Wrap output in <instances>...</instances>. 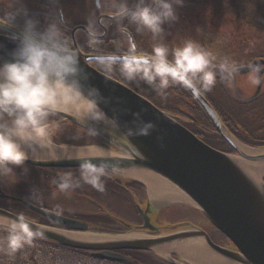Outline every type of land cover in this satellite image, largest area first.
<instances>
[{"label":"clouds","instance_id":"obj_1","mask_svg":"<svg viewBox=\"0 0 264 264\" xmlns=\"http://www.w3.org/2000/svg\"><path fill=\"white\" fill-rule=\"evenodd\" d=\"M21 0H8L11 8ZM184 0H135L133 5L128 0H111L110 13L118 22V31L124 38L117 44V51L102 50L100 35L95 20L88 25L89 47L92 54L87 59L88 65L95 66L101 73L118 71L128 81H143L163 96L171 85H180L193 93L199 94L211 90L216 84L217 75L231 78L238 71V65L229 59H219L200 42L186 38L182 43L169 47L157 42L150 51L139 48L128 25H134L139 34H150L154 41L163 38L165 23L177 21V6ZM19 33L11 34L17 41V47L11 53L12 59L0 63V181L5 179L16 182V166H24L29 159V152L24 145L40 143L45 145L51 139L49 118L57 113L71 111L80 122L89 137L99 135L95 126L120 128L119 115L114 112L110 117L101 105H107L110 98L96 86L85 91L81 77L87 78L80 64L79 49L72 46L59 21L53 20L45 30L37 28L38 21L27 16ZM16 13L8 12L4 23L13 24ZM123 49V50H120ZM249 72L253 84L259 83V74L264 67L250 64ZM86 107H81L82 102ZM134 126H129L123 133L132 136H148L156 124L145 121L140 112L133 113ZM83 125H90L83 127ZM60 128L59 125L56 126ZM80 131L78 129V135ZM97 145L78 146L75 154L58 155L52 159H77L79 179L91 185L97 191H105L104 178L109 174L104 163H94L96 158L91 151ZM86 149L80 152L79 149ZM25 173L27 168L24 169ZM116 171L115 168L112 169ZM51 183L63 193L79 186L74 182L72 173L58 174ZM0 254L15 257L26 246H33L36 241L46 239L47 230L28 218L23 213L13 218L0 219Z\"/></svg>","mask_w":264,"mask_h":264},{"label":"water","instance_id":"obj_2","mask_svg":"<svg viewBox=\"0 0 264 264\" xmlns=\"http://www.w3.org/2000/svg\"><path fill=\"white\" fill-rule=\"evenodd\" d=\"M105 17L116 19L111 15ZM0 25L13 33L20 32L19 28L12 25L3 22H0ZM16 47L17 41L13 40L11 35L0 33V63L12 59L11 53ZM76 49L80 51V64L87 74L86 79L81 77L82 87L85 91L90 86L98 87L110 98V102L101 107L108 116L111 117L115 112L120 118V128H116L119 136L95 126L100 130L97 136L104 140L103 146L118 148L121 153L93 152L96 156L92 158L93 162L104 163L108 170L115 168L116 172L128 175H151L159 178L173 187L180 196L190 200L203 216L231 241L235 249L216 243L209 233L199 226H188L170 233L146 237L106 238L82 234L71 230H87L89 226L83 221L68 218L38 207L23 198L8 195L2 190L1 184L0 196L19 201L33 212L70 229L36 222L47 230L44 240L70 248L90 250L95 257L130 261V257L117 251L123 249L161 251L163 246L171 247L181 244L186 239H195L196 245L200 243L237 264H264V179L255 176L245 165L247 162L249 164L263 162L264 152L244 153L243 150L249 147L227 128L201 92L196 94L191 91L235 153H228L209 145L145 96L110 75L101 73L93 65H88L86 61L92 53L82 51L78 44ZM251 64L264 67V59L254 60ZM248 72L249 65L239 67L235 74ZM263 74L264 72L259 74L257 90L248 99L259 94L263 85ZM135 112H140L145 121L150 120L156 124L150 135L129 138L123 133L127 127L134 126ZM57 114L81 125L70 112ZM88 126L90 125H83L85 128ZM24 147L29 152V159L25 163L39 167L79 168L80 161L77 159H52L56 155L63 157L69 153L75 154L69 147L48 143L45 145L32 143ZM148 214L142 211L143 227L158 232L157 226L151 222ZM15 216L16 213L0 207V219Z\"/></svg>","mask_w":264,"mask_h":264},{"label":"rangeland","instance_id":"obj_3","mask_svg":"<svg viewBox=\"0 0 264 264\" xmlns=\"http://www.w3.org/2000/svg\"><path fill=\"white\" fill-rule=\"evenodd\" d=\"M101 3L102 7L101 9H98L96 7L95 0H56L55 7L56 11H58V9L61 7L63 8V6L66 7V9L64 10V16L70 24L73 25L78 22H84L89 25V22L95 20L101 10H107L110 13L112 12L113 9L111 8V0H101ZM128 3L130 5H133L135 3V0L128 1ZM0 5L5 6L10 11H47L46 8H42L39 3H35L32 0H21L20 3L15 4L11 8L8 7V0H0ZM176 11L179 19L171 23H165V33L163 38H168L167 35H172V37L177 38L178 33H182V40H185L186 38L195 39L200 42L205 48L217 55L218 58L219 56L224 55L222 59L227 58L231 62H235L236 59L233 60V58H235L237 54H240L239 56L241 63H235L238 66L247 65V56H249V54L257 49V45L261 43V36L263 35L257 34L251 29L245 27L241 22L231 20L228 15L224 13L221 7H219L212 1H208L206 4H200L196 0H184L182 6H177ZM132 26L135 28L134 25ZM136 35L139 38H141L142 35V37L148 40L149 43L161 42L163 39L162 38L158 41H154L151 38L150 34L147 33H136ZM258 35H260V37H258ZM119 38H122L124 40V38L121 37L120 34ZM255 75V73L248 72L246 74H238L236 76V87L241 95L250 96L255 92L257 83L253 84L250 79V76ZM232 84V80L231 78H229V81L227 82V89L231 95V98H233V100L235 101H238L235 97ZM261 94L262 95L260 96V98L264 96V85ZM188 100L190 101V99ZM80 106L83 108L86 107V104L82 102ZM244 109L249 114L250 112H253V117L249 121V125L252 126L255 122H259L260 124H262L260 127V134H263L264 102L259 104L258 106L256 105V107L252 106ZM67 112L72 113L71 111ZM259 112H263V116L259 114ZM98 126L104 128L103 124H98ZM106 129L109 130L114 128ZM25 168H27L26 173L24 170ZM15 174L18 179L14 183L10 182L7 179H5L4 181H0L3 185L5 193L12 196L25 198L26 200H29L38 205H46L52 210L63 212V214L67 216L78 217L80 219H94L95 225L91 228L93 230L109 229L108 224H114L113 222H110L111 220L116 222L121 218L130 220H137L138 218V220L140 219L139 221H141V216H138V212H136L134 208V197L135 200L139 202V204H143V202H141V197L138 196L137 200L135 194H126L120 189L121 187H118L114 183L115 177H118L117 179L119 180L121 185H125V182L131 180L130 175L126 176L122 174H113L115 176H113V179L108 178L106 182L104 181L105 191L103 192L97 191L91 185H84L85 187L79 185L73 190L71 189L72 191L70 190L67 193H60L59 191L54 190L52 183L48 180L51 178L49 173L36 170L33 169V167L24 165L16 166ZM262 175H264V173ZM145 180L146 183L151 182L148 177H146ZM114 184L115 186H113ZM79 187H81L83 190L78 191ZM86 187H88L89 190L86 189ZM147 187L146 197L144 195H141L147 198L142 205L145 208L150 205L147 200L152 202L150 197L149 184L147 185ZM154 214L155 212L151 216H153ZM198 214L199 212H196V209L191 205H172L170 206V208H168V210H166V212H163L161 215L155 214L153 216V221L157 224L163 225V227H168L169 225L181 223L175 222L177 220H197ZM201 222H204V220ZM204 223V226L207 229L211 230V232L213 233L211 225L208 224L207 221H205ZM139 224L140 223H138V225ZM214 232V238H220V236H217L219 235V233H217L216 231ZM193 248L194 247H190V249ZM203 248L207 249L206 247ZM190 249H187L186 251H184V248L176 249L175 254L168 252L167 254L159 253L156 255H158V257H160L162 260H165L166 258L168 259V256H170V258H174L179 264H200L196 260H194V258H192L191 255L193 253L189 252ZM172 250L173 249H171V251ZM133 256L136 259L138 255ZM227 264L236 263L234 262Z\"/></svg>","mask_w":264,"mask_h":264},{"label":"trees","instance_id":"obj_4","mask_svg":"<svg viewBox=\"0 0 264 264\" xmlns=\"http://www.w3.org/2000/svg\"><path fill=\"white\" fill-rule=\"evenodd\" d=\"M35 3H39L42 8H46L47 11H26L28 17H32L38 21L37 28L40 31L46 29L48 24L53 20L59 21L65 35L70 40L72 46L71 30L68 26L62 23L60 16L53 12L55 11L56 0H32ZM200 4H206L208 1L216 3L224 11L228 17L237 22H241L245 27L251 29L257 34L263 35L261 43L257 45L249 56L247 61L249 64L256 58H264V0H196ZM52 11V12H51ZM16 13L15 21L12 25L21 29L25 23L24 12L13 11L7 9L5 6L0 5V22L4 23L7 13ZM0 33L13 34L12 31L4 28L0 25ZM258 35V37H260ZM112 42L103 45L100 43L99 47L105 51H117V47ZM91 51L90 47H86ZM142 49V47H140ZM145 48V46H143ZM151 49H147L150 51ZM240 54H237V58L234 63H241ZM224 56V55H223ZM223 56H219L222 59ZM112 77L120 80L121 82L132 87L152 102L157 104L161 109L166 110L170 114H173L179 118L200 138L207 143L223 150L231 151L228 143L223 140L217 129L197 100L189 93L187 89L180 85H171L166 93L161 96L153 90L152 87L145 84L143 81H128L123 79L118 71L107 73ZM229 78L226 76L217 75L216 84L211 90L202 91L203 95L211 102L222 120L227 127L233 132V134L251 146H264V133L261 132V125L259 122H255L252 126L249 125V121L253 117V112L247 113L244 108L256 107L263 103L264 97H259L257 100L251 102H244L239 99L233 100L227 89V82ZM182 91V92H180ZM180 92V93H179ZM190 99V101L188 100ZM256 113V112H255ZM263 116V112H259ZM57 115H53L50 118H56ZM264 122V120H263ZM259 132V134H258ZM1 206L15 210L18 213L32 215V212L28 211L20 204L16 202L2 201ZM42 222H47L45 219L39 218ZM5 235L0 233V236ZM0 264H172L168 261L154 257L152 254H141L137 256L136 260L130 262H118L102 260L90 256L83 250H77L72 248L63 247L59 244L47 241L38 240L33 246L25 247L15 257H8L5 254H0Z\"/></svg>","mask_w":264,"mask_h":264},{"label":"bare ground","instance_id":"obj_5","mask_svg":"<svg viewBox=\"0 0 264 264\" xmlns=\"http://www.w3.org/2000/svg\"><path fill=\"white\" fill-rule=\"evenodd\" d=\"M72 152H76L77 149L73 147H69ZM247 150V151H246ZM244 149L243 152L246 154H255V152L262 153L264 150H258V149ZM85 150L81 152H85ZM92 152H103L102 154H108L110 151L100 148V147H93L91 149ZM262 151V152H261ZM246 167L249 169L251 173H253L255 176H261L264 173V161L260 163H251L247 162L245 163ZM143 174V173H141ZM144 177L143 175H141ZM147 177V176H145ZM148 178L151 182H147L149 184L150 188V197L153 204L158 208H168L169 205H194L190 200L187 198H184L183 196H180L179 193L171 186H167L164 182H162L159 178L155 176L148 175ZM198 242V241H197ZM177 244V243H176ZM169 247V248H168ZM163 246L161 247L163 250L166 251L168 249H183L186 251L187 249H190V247H194L193 249H190L189 252L193 253L191 256L200 264H227V263H234V261L224 258L220 255H215L213 252H209L208 249H204L202 244L196 245L195 239H186L179 245H171L170 246ZM166 248V249H165ZM189 256V257H191ZM237 264V263H236Z\"/></svg>","mask_w":264,"mask_h":264},{"label":"flooded vegetation","instance_id":"obj_6","mask_svg":"<svg viewBox=\"0 0 264 264\" xmlns=\"http://www.w3.org/2000/svg\"><path fill=\"white\" fill-rule=\"evenodd\" d=\"M98 1H99V5L97 4L98 3ZM95 0V4H96V6L98 7V9H101V7H102V3H101V0ZM128 1H132V0H128ZM65 6H63V8L61 7V8H59V15H60V18L65 22V24L66 25H68L70 28H71V35H73V28L75 27V25L76 26H87L88 27V25L86 24V23H84V22H78V23H76V24H74V26H72L67 20H66V18H65V16H64V10L66 9V7L64 8ZM105 13H110L109 11H107V10H101L100 12H99V14H98V16L96 17V19H95V26L97 27V29H98V31H99V33H100V35L101 34H105V27L104 26H106L107 27V34L106 35H104L103 37H98V39H100L101 40V42H102V44L103 45H106L108 42H114V44L115 45H117L118 44V42L119 43H123V39H119L117 36H116V34H119V31H118V27H119V25H118V23L117 22H112L113 20H110V19H107V18H104V19H101V21L99 20V18H100V16L101 15H103V14H105ZM90 23V22H89ZM124 24H126V25H128V27H129V24L128 23H124ZM175 27H177V26H175ZM129 29L131 30V28L129 27ZM131 32H132V30H131ZM132 34H133V32H132ZM134 36V35H133ZM168 36V38H163L162 39V41H161V43H164V44H166V45H168L170 48L171 47H173V46H175V45H178V44H180V43H182V41H181V37H180V35H178V37L177 38H175V37H172V35H167ZM135 37V36H134ZM72 38H73V36H72ZM76 38H77V42L79 43V45H80V47L84 50L86 47H89V43H88V41H89V34L84 30V29H79L77 32H76ZM136 39V38H135ZM121 40H122V42H121ZM143 41V40H142ZM136 42H137V44L139 45V48H140V41H138V39H136ZM120 50H123V49H120ZM144 51H147V50H144ZM60 123L61 122H63V119H61L60 121H59ZM63 124V123H62ZM68 125V124H67ZM66 137H64V138H66V139H68V138H70L71 137V135L68 133V135H65ZM43 171H45L46 173H49V175L51 176V178L50 179H48L50 182L53 180V179H55V178H57V176H58V174H61V173H64V172H70V173H72V175H73V178H74V182L75 181H79V168H43L42 169ZM108 175L104 178V179H107L108 180V178L109 179H113V174H115L116 175V173L115 172H112V171H108ZM111 177V178H110ZM115 177V176H114ZM116 178V177H115ZM117 179V178H116ZM115 180V179H114ZM114 183L118 186V187H121L120 189L122 190V191H124L126 194H132L133 193V189L135 188V187H123L122 185H121V183L119 182V180H115L114 181ZM53 185V184H52ZM88 186L89 184H86L85 183V186ZM53 187H54V190H56V191H58L56 188H55V186L53 185ZM86 189H88V187H86ZM73 190V189H72ZM71 190V191H72ZM89 190V189H88ZM70 191V190H69ZM60 192V191H59ZM60 193H62V192H60ZM146 209V208H145ZM144 209V210H145ZM61 213H63V212H61ZM130 225L129 226H131V223H129ZM108 226H109V229H104V230H108V231H116V230H120V228L118 227V226H116V225H113V224H111V223H109L108 224ZM122 253H125V254H127V253H130L131 251H121Z\"/></svg>","mask_w":264,"mask_h":264}]
</instances>
